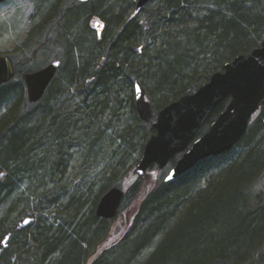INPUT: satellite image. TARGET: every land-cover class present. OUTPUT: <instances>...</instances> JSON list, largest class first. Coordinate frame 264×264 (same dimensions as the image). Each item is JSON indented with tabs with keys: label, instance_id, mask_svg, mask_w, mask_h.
I'll return each instance as SVG.
<instances>
[{
	"label": "trees",
	"instance_id": "16d2710c",
	"mask_svg": "<svg viewBox=\"0 0 264 264\" xmlns=\"http://www.w3.org/2000/svg\"><path fill=\"white\" fill-rule=\"evenodd\" d=\"M159 1L166 9L173 11L167 23L178 21L180 18L184 22L191 16L189 12L195 11L203 2ZM42 2L43 13L38 19V29L47 25L43 22L60 6L55 1ZM206 5L205 15L198 21L199 27L192 31L187 30L179 36L167 31L164 46H168V52L154 55L148 60L146 68L156 83L151 95L155 98L153 103L158 111L197 90L207 83L211 75L220 70L225 62L238 54H249L264 40V0H208ZM69 19L70 25L77 31V36L74 35V48L75 51H80L83 65L70 66L67 82L77 83L80 72L82 75H90L86 69L90 62L84 64L86 58H83L82 53L87 35L79 20L77 24L73 17ZM122 31L118 38L120 43L113 42L112 47H109L115 51L116 56L120 52V46H125V43L135 36L133 22H129ZM122 39L124 43L121 42ZM128 50L126 54L130 56ZM89 58L91 59L90 55ZM128 60V57L127 60L124 59L121 66L128 63ZM12 61L17 69L15 78L21 77L22 83L12 84L15 80L13 79L0 86V173L5 172L3 180L0 181V207L9 205L8 213L0 216V242L16 221L27 215L35 200L46 204L44 206L47 207L57 206L56 210H59L62 216L69 215L71 224L66 228L58 222L54 228V223L38 220L35 227L13 232L10 247L3 253H18V262L21 264H28L32 260H40L44 264L47 258H53V254H56L57 258L52 263L50 261L51 264H79L81 241L85 242L95 229L104 230L105 227L104 223L94 221L100 198L111 188L119 187L124 188L126 192L130 189L129 192L133 194L142 193L146 196L145 201L141 202L145 207V217L141 220L139 216V222L144 224L153 218L152 222L155 223L150 228L146 227V233L139 244L142 246L154 236H161L159 247L150 256L147 264H205L207 261L206 264H243L249 260L258 263L264 260L263 256L258 260V250L264 245V187H261L260 192H253L254 184L259 182L264 173V106L260 112L262 116L251 122L245 137L230 151L201 161L173 182L166 183L161 178L156 187L150 186L151 190L147 191L149 187L145 188L143 181L148 174L139 176L136 163L154 129L150 124L149 130H146V123L138 117L133 88L136 80L131 78V74L124 73L123 69L112 61L107 66L109 68L102 67L99 72H94L95 80L85 79L83 86L88 90L87 99L92 97L88 101L91 104H87L86 111L79 107L76 120L74 113H58L50 118L51 120L45 118V124L37 126L35 113L21 112V106L25 105V101L28 103L22 75L31 70H19L20 65L25 64L24 60L20 65L13 58ZM55 83L56 79L48 89L46 97L61 92L60 87L55 88ZM123 86L131 93L129 107L135 124H130L117 141H110L105 135H101V132L94 130L95 121L98 122L106 116L112 99L110 96L116 95ZM101 95L104 99L99 100ZM228 101H223L216 108L210 121L225 109ZM46 113L45 111L43 115ZM77 121L83 124V128L78 132L80 136L76 134L79 130ZM106 126L109 127L108 124ZM111 142L120 143L118 151L112 155L108 153L114 145ZM76 143L81 145L79 148L85 153L83 165H94L98 161H95L96 155L100 157L98 162L104 163L106 159L107 163H104L107 167L97 182L100 185L97 200L89 204L91 207L86 212L90 211L87 214V222L81 221L79 217L82 210L87 208L84 198L78 199L73 195L67 209L61 208L54 199L46 198L50 193L46 190L47 186L58 182L53 181L55 175L59 173L60 180L63 176L66 178L69 162L67 152L78 148ZM130 155L135 156V159L137 156L139 158L128 163ZM215 171L219 172L218 176H212L205 189L196 190L199 187L194 186L197 179L199 181ZM26 185L27 190L19 189ZM92 188L89 189L88 195ZM63 191L62 194H68L69 189L63 187ZM27 194L30 197H27ZM180 207L183 208V213H175ZM173 225L178 226L175 238L173 233L170 234ZM134 253H122L121 264H132L131 260L137 255ZM11 258L6 254V259L2 257L1 260L10 264ZM98 264L105 262L101 260Z\"/></svg>",
	"mask_w": 264,
	"mask_h": 264
},
{
	"label": "rangeland",
	"instance_id": "374dc122",
	"mask_svg": "<svg viewBox=\"0 0 264 264\" xmlns=\"http://www.w3.org/2000/svg\"><path fill=\"white\" fill-rule=\"evenodd\" d=\"M53 1L59 3L60 6H58L57 9L52 12V16H50L48 20L44 22L42 21L43 24H47L42 26L44 27L42 29L37 28L38 19H40L43 13L42 7L44 5H42V0H8L0 5V55H7L10 58H13L17 63H19V65L23 60L26 61L25 64L20 65L19 70L23 72L31 70L32 73L48 66L55 59L62 61V67L57 76L55 88L60 87V93H63H59L60 95L52 93V96L49 95L51 97L50 99H48L49 96H45L42 102L35 106H30L26 101L25 105L21 106L22 113H35L34 115L37 117L35 123L38 124L37 126L45 124V118L50 119L58 113H65V115L74 113L73 116L76 120L77 115H79L77 112L79 111V107H82V110L86 111V106L89 103L88 101L89 99H92V97L88 99L86 97L88 90H85L83 86L85 79L87 81L95 80L96 78L93 76L94 72H99L102 67L109 66L112 61L119 68L121 67L124 73L127 75L131 74L132 79L137 80L143 85L147 92L148 99L151 101L154 107L153 100L155 98L151 95V93L154 91L156 83L146 68L149 58L153 57L154 55L158 56L163 52H168V46H164V40L165 36L167 35V31L172 34L176 33L178 34L177 36H179L184 34L187 30L192 31L199 27V18L205 15L204 12L207 9L206 2H208V0H203L201 5L198 8H195V11L192 10L189 12L191 16L185 19L184 22L181 21L180 18L178 21L175 20L172 23H167V21L170 19L171 12L170 10L166 9L159 0H154L150 5L147 6L146 10L141 15L132 14L134 7L131 8L132 4L130 0H96L92 3L83 5H80L77 0H49L50 3ZM75 11H77V13H75ZM80 15L83 16L81 17ZM179 15L177 16L179 17ZM94 16H98L106 27L104 36L101 39L98 37L96 27L95 29L94 27L91 29L90 26L92 23L93 25L96 23V20L93 19ZM69 17H73L74 22L77 20V24L79 20V22L83 24V29L85 28V35H87V39L85 41L86 43L85 46L83 45L82 53L84 54L83 58H86L84 64L86 62H90L86 67L90 75L85 73L82 75L80 72V77L78 80L79 82L77 81V83L67 82V73L70 66H72V64H77L82 67L83 65L80 51H75L74 48L77 31L70 25L71 23ZM129 22H133L134 24V31H136L135 36L132 37L130 42H126L125 46H120V52L117 53L118 56H116L115 51H112V49L109 47H112L113 42L115 44L119 42V35H121L120 33L123 32V28ZM137 25H139V28H137ZM121 42L124 43V39H122ZM127 49H129L128 51L131 53L130 56H127L126 54L128 53ZM89 55L91 59L89 58ZM127 57L129 58L128 63H124V66H121L123 65L124 59L127 60ZM114 58H116V60H114ZM223 66L221 69H223ZM118 80L121 81L120 78ZM20 83H22L21 77L16 76L12 84ZM23 88L25 90V98L27 99V89L24 85ZM112 91L115 92L114 90ZM130 96V91L128 92L127 89L125 90L124 86L122 90H120L116 95H111L110 97L112 99L110 100L109 108L106 110V116L98 122L95 121L94 130L101 132V135H105L110 141H117L121 135H124L127 127L130 124H135V120L133 119V115L129 107V105H131ZM102 99H104L103 95H101V99L99 98V100ZM154 110L155 118L153 123L156 122V116L160 111L155 109V107ZM45 111L47 113L46 115H43ZM117 114L118 116H116ZM260 116H262L261 113H259L253 119V122L257 119V117ZM107 124L109 127L106 126ZM149 125L150 124H145L146 130H149ZM81 127L83 128V124L78 123L77 128H79V130L76 131L77 136H80L78 132L80 131ZM153 134L154 133H152L151 136ZM119 144V142L118 144L114 143L112 148L109 149L110 152L108 151V153L110 155L116 153L119 149ZM75 145H77L78 148H72L67 152L69 162L67 166L66 178L63 176V178L60 180V178H58L60 176L59 173L55 175L56 177L53 181L58 180V182L50 183L49 186H47L48 189L46 188V190H48L50 193L46 195V198L54 199V201H57V204L63 209H65V207L66 209L68 208L67 204L70 202L73 195L75 198L78 197V199L80 197L84 198L85 203L87 202V208L82 210L81 216L79 217L81 218V221L87 222V214L90 211L88 213L86 212L88 208L91 207L89 204L93 203L97 197V192L100 189V185L97 182L101 178V173L106 169L107 166H105V164L107 163L106 159L103 161L105 164L98 162L100 161V157H97L96 155L94 158L95 161H98L95 162L94 165L91 164L90 167H88V165H83L85 153L79 148L81 147L80 144L76 143ZM138 158L139 156L136 157V159ZM180 158L181 156H178L175 158V160L177 161ZM136 159L135 156L130 155L128 163H132ZM174 164L175 162L170 163V165L162 171H159L156 167L151 169L148 173V177L143 181V186L145 188L149 187L146 190H151L150 186L156 187L161 178L162 180L165 179ZM218 174L219 172L215 171L212 175L202 177L201 180H199L200 182L197 179L194 186L198 185L199 187H197L196 190L200 188L205 189L208 183H210L212 180L211 177L215 176L214 178H216ZM63 187L69 189L68 194H62L64 192ZM91 187H93L92 192L90 195H88L89 189ZM261 187H264V173L260 177L259 182L254 184L253 192H260ZM19 189L27 190L28 185ZM129 191L130 189L127 190L128 193L126 199L124 200V203L120 209L119 219L126 220L125 218L127 217L128 212L134 207H139L140 209H137V216H140V219L143 220V217H145L143 216V214L145 215V207L141 205V202L142 200L145 201L146 196L142 193L133 194ZM194 194L196 195V193ZM27 197H30L29 194H27ZM44 205L46 204L40 202L39 200H35V202L31 204L29 212H32L34 215H36V221L32 224V226H37L38 220H46L49 224L54 223V228L56 227L55 223L58 222L63 224L66 228L69 227V224H71V218L69 215H66V218L61 215L59 210H56L57 206L52 208L53 206L47 207ZM8 209L9 205L0 207V216L7 214ZM182 210L183 208L181 209L180 207V209L175 213H183ZM16 215H18V213ZM24 217L25 215L21 216L19 218L20 221ZM64 219L65 221H63ZM152 219L153 218H150V220L144 224L141 223L142 221L138 223L134 221L132 222V226L126 229L125 232H122L126 226L125 222H123L124 224L120 223V226L118 225L120 222L119 220V222L113 221L108 223L104 230L99 232V242H94L89 247V252L84 251L85 255H81L79 264H98L101 260L104 261L105 264H121V260H123L122 253L126 254L134 252V254L137 255L134 256L133 260H131L132 264H147L150 256L155 253L159 247V242L161 240V236L157 235L151 238L150 242H145L146 244L142 246L139 244L146 233V227L150 228L154 225L155 222H152ZM66 224H68V226ZM173 227L174 228L170 234L173 233L172 236L175 238V232L178 226L173 225ZM91 236L92 235L88 236L86 240H89ZM108 236L110 237L107 239ZM108 241L115 242L108 249L109 252L99 253L98 250L101 248L102 244ZM119 241L120 243L118 244ZM93 250H97V252L93 253ZM258 251H260V253H258V260L261 258V256L264 258V245L261 246L260 250ZM11 257H9L11 258V260L9 259L10 264H21V262H18V258L15 260L16 256L13 255ZM56 258L57 256L53 257L52 260L47 258L44 264H48L50 261L52 263L54 260L56 261ZM36 262L40 263L41 261L32 260L28 264H36ZM256 262L249 260L243 264H264V260L260 263H258V261ZM206 263H208V261Z\"/></svg>",
	"mask_w": 264,
	"mask_h": 264
},
{
	"label": "water",
	"instance_id": "95a60500",
	"mask_svg": "<svg viewBox=\"0 0 264 264\" xmlns=\"http://www.w3.org/2000/svg\"><path fill=\"white\" fill-rule=\"evenodd\" d=\"M5 1L0 0V4ZM78 1L87 3L91 0ZM150 1L139 0L138 9ZM60 66V61H54L38 72L24 75L29 103L36 104L43 99ZM13 75L11 62L0 55V86L10 82ZM134 93L139 119L144 123L151 122L153 105L140 82L134 84ZM226 99H230L226 109L211 123L208 131L197 137L215 109ZM263 105L264 40L249 54H239L226 62L221 71L214 73L194 93L171 102L158 112L153 124L155 133L145 145L136 167L137 174L145 176L154 165L163 170L181 155L165 178L168 183L175 181L199 162L231 150L247 133L252 117ZM124 197L122 188H111L101 198L96 215L104 219L115 218ZM34 222L35 217L30 213L19 222L17 229L27 228ZM11 236L9 233L2 240L0 255L9 247Z\"/></svg>",
	"mask_w": 264,
	"mask_h": 264
},
{
	"label": "flooded vegetation",
	"instance_id": "af4514ba",
	"mask_svg": "<svg viewBox=\"0 0 264 264\" xmlns=\"http://www.w3.org/2000/svg\"><path fill=\"white\" fill-rule=\"evenodd\" d=\"M131 1V4H132V6H131V8H133V12H132V14H139V15H141V14H143L144 13V11L146 10V8H147V6L148 5H150L151 3H152V1L151 2H149L148 4H146L144 7H142V8H139L138 9V7H137V5H138V2H139V0H130ZM170 12H171V15H172V13H173V11L172 10H170ZM91 26L92 27H94V29H95V27H96V31H97V23H96V25L94 24H91ZM105 26H103V27H101V29H100V32H98L97 31V34H98V37L101 39L103 36H104V33H105ZM55 60H58V59H55ZM54 60V61H55ZM11 63H12V66H13V68H14V72H15V75H16V71H17V69H16V66L14 65V61H11ZM45 68V67H44ZM44 68H41V69H39L38 71H40V70H42V69H44ZM60 71V70H59ZM35 72H37V71H35ZM28 73V72H27ZM29 73H32V71H30ZM24 74V73H23ZM59 74V73H58ZM58 76V75H57ZM23 77V76H22ZM44 99V98H43ZM137 209H140V208H138V207H134L131 211H129L128 212V214H127V217L125 218L126 220H124V219H119V215L117 216V218H115V219H112V220H106V219H101V218H97V217H95L94 218V221L95 222H99V223H104V225H105V227H106V225L108 224V223H111V222H113V221H118L119 222V226H120V223L121 224H124L123 222H125V224H126V226H125V228H124V230L122 231V232H125L126 231V229H128V228H130L131 226H132V222H134V221H136L137 223L139 222V218H138V216H137ZM29 213H27V215H28ZM26 215V216H27ZM137 218V219H136ZM19 222H20V219L19 220H17L16 221V223H15V225L10 229V231L9 232H11L12 233V236H13V232H17V231H22V230H26V228L25 229H21V230H18L17 228H18V226H19ZM29 227H34V226H29ZM29 227H27V228H29ZM104 227V228H105ZM102 230V228H100V229H95L94 230V232H93V234H92V236H91V238L89 239V240H86L85 239V242H84V240L83 241H81V250L83 251V254L81 253V255H85V252L86 251H88V249H89V247L94 243V242H99L98 240L100 239V234H99V232ZM119 236V235H118ZM117 236V237H118ZM110 236H108L107 237V239L109 238ZM4 238V237H3ZM107 239H105V240H107ZM3 240V239H2ZM2 240H1V242H2ZM1 242H0V246H1ZM10 242H11V240H10ZM10 242H9V247H10ZM117 242V241H116ZM113 243H115V242H113V241H108V242H106V243H103L102 244V246H101V248L98 250L99 251V253H107V252H109V248H110V246L113 244ZM120 243V241L118 242V244ZM117 244V245H118ZM85 251V252H84ZM89 252V251H88ZM97 252V250H93V253H96ZM6 254H8V256L9 257H11V256H16V259L19 257L18 256V253H1V255H0V264H6V261L5 260H1L2 259V257H5V259H6ZM56 254H53L52 255V257H54ZM18 256V257H17ZM57 256V255H56ZM49 259L51 260L52 258L51 257H49ZM48 264H51L50 262H48Z\"/></svg>",
	"mask_w": 264,
	"mask_h": 264
},
{
	"label": "bare ground",
	"instance_id": "6f19581e",
	"mask_svg": "<svg viewBox=\"0 0 264 264\" xmlns=\"http://www.w3.org/2000/svg\"><path fill=\"white\" fill-rule=\"evenodd\" d=\"M4 175H5V172H1V173H0V181L3 180ZM46 260H47V259H46ZM44 261H45V260H44Z\"/></svg>",
	"mask_w": 264,
	"mask_h": 264
},
{
	"label": "snow or ice",
	"instance_id": "6c2138e0",
	"mask_svg": "<svg viewBox=\"0 0 264 264\" xmlns=\"http://www.w3.org/2000/svg\"><path fill=\"white\" fill-rule=\"evenodd\" d=\"M137 90H139V89H137ZM27 223V222H26Z\"/></svg>",
	"mask_w": 264,
	"mask_h": 264
}]
</instances>
